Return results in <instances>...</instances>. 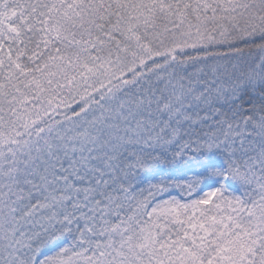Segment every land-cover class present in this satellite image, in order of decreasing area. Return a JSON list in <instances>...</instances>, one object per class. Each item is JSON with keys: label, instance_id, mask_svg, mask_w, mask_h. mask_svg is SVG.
<instances>
[{"label": "snow or ice", "instance_id": "snow-or-ice-1", "mask_svg": "<svg viewBox=\"0 0 264 264\" xmlns=\"http://www.w3.org/2000/svg\"><path fill=\"white\" fill-rule=\"evenodd\" d=\"M0 264H264V0H0Z\"/></svg>", "mask_w": 264, "mask_h": 264}]
</instances>
